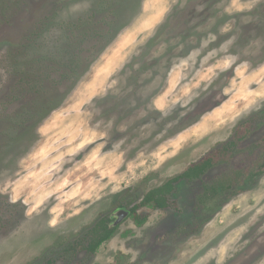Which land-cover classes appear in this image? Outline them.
<instances>
[{
    "label": "rangeland",
    "instance_id": "rangeland-1",
    "mask_svg": "<svg viewBox=\"0 0 264 264\" xmlns=\"http://www.w3.org/2000/svg\"><path fill=\"white\" fill-rule=\"evenodd\" d=\"M93 10L109 36L81 49L92 59V44H110L39 127L10 129L19 103L8 95L20 82L11 74L63 48L69 23ZM31 35L29 50L9 54ZM263 108L264 0H0V264H264V169L208 212L196 208L204 186L255 164L264 144L178 183L177 212L153 211L143 228L130 219L91 261L66 253L101 217L182 174ZM73 123L71 140L63 131ZM7 135L22 145L13 151Z\"/></svg>",
    "mask_w": 264,
    "mask_h": 264
},
{
    "label": "trees",
    "instance_id": "trees-1",
    "mask_svg": "<svg viewBox=\"0 0 264 264\" xmlns=\"http://www.w3.org/2000/svg\"><path fill=\"white\" fill-rule=\"evenodd\" d=\"M96 15V11L93 10L91 14H89V17H81L76 22H70L68 29L71 33L65 37V45L63 48L55 52L52 51L38 55L34 57L32 62L23 64L20 71L18 69L15 73L11 74V76L19 77L20 82L11 87L8 95L10 102L19 103V108L14 112V116L12 117L13 122L10 123V129L12 128L22 135L29 133L32 125L35 128L39 127L51 113L64 104L68 95L89 70L93 61H95L96 58L102 54L107 45L110 44L112 40H108L101 45L92 44V49L90 50H98V54L92 59H90L91 55L86 50L81 49V47L87 44L100 41L101 39L103 40L105 36H109V31L105 29H108V25L101 20L98 21ZM38 27V29H42V26ZM159 33L160 32L155 34L145 47H150L158 42L161 38ZM35 39L37 40L38 37L31 35V37L22 39V43H11L8 51L9 54L12 53V50L16 49L14 57L17 58L19 54L21 55L17 49L29 50L34 44ZM10 57L12 58L13 56ZM30 64H32V66H28ZM110 97L109 95L100 98L97 100V103H103ZM263 124L264 108L262 111L251 113V115L241 123V127L237 129L233 140L228 141L202 160L190 165L182 174L170 179L160 187L151 190L146 194L140 206L148 205L154 210L168 208L171 199L169 197H173L176 190L175 187L178 183L182 181L189 183L202 181L203 178L217 166L221 164H230L242 153V149H244V151L246 150V148L242 146L246 138L251 135L253 130H259L263 127ZM0 134H4L1 132V129ZM7 138L8 142L11 141L8 147H11L13 151L17 149L16 147H18V145H22L21 142H17L15 138H10L9 135H7ZM35 138L37 139L38 137L28 138V144L21 150V153L27 151L28 146L30 147L32 145L31 141ZM263 160L264 152L261 153V157L255 164H252V166H239L232 171V176H223L216 182L204 186L203 193L201 194L204 196L198 198V200L201 204L206 206L216 195H221L222 193L228 194L231 190H233V193H237L236 190L239 189V186L244 183L247 177L257 170L256 168ZM170 207L173 208L174 205L172 204ZM199 207L200 204L197 205V208ZM136 220L138 225H143L146 218L136 215ZM100 224L99 228L96 227L91 232L85 234L82 239L83 246L76 244L77 246L75 245L67 249L66 253H71L72 256H76L81 251L90 255L97 254L102 244L109 241L117 233V230H109L106 226L104 227L103 222ZM87 241H89V246L84 245V242ZM54 263L55 261L48 260L43 264Z\"/></svg>",
    "mask_w": 264,
    "mask_h": 264
},
{
    "label": "flooded vegetation",
    "instance_id": "flooded-vegetation-1",
    "mask_svg": "<svg viewBox=\"0 0 264 264\" xmlns=\"http://www.w3.org/2000/svg\"><path fill=\"white\" fill-rule=\"evenodd\" d=\"M264 125V124H263ZM264 129V126L263 127H261L259 130H253L252 131V133H251V135L249 136V137H247L246 138V141L242 144V146L243 147H245L246 148V150H249V152L250 151H256V149L257 148H262L263 146V144H264V135H263V137L260 139L259 138V140L258 141H256V143H254V144H252V138H254L253 136L256 134V132H258V131H262ZM231 140H233V137L231 138ZM254 140H256V138H254L253 139V141ZM235 160V159H234ZM233 160V161H234ZM236 161V160H235ZM234 164H235V162H234ZM264 169V160L260 163V165L256 168V169H258L257 171H255V172H253L249 177H251V176H255V174H258V172H259V169ZM249 177H247V179L246 180H248L249 179ZM245 180V181H246ZM244 181V182H245ZM244 184V183H243ZM238 190H240V188L238 189ZM150 192V191H149ZM149 192H147V193H149ZM231 192H233V190H231L229 193H231ZM228 193V194H229ZM146 196V194L145 195H143V197H142V199L140 200V201H138V202H132V201H128V202H124V203H122V204H120V205H118V207L114 210V211H112L111 213H109L108 215H105L104 217H101L95 224H93L92 226H91V228L90 229H88L87 230V232L85 233V234H87V233H89V232H91L92 230H94L96 227L97 228H99V226L101 225L100 223L101 222H103V224H104V227L106 226L109 230H120V228L122 227V225H124L127 221H129L130 219H132L133 220V223L138 227V228H143V227H145L146 226V224H147V222L149 221V217H150V214L154 211V212H157V211H159V212H164V211H167V210H176V212L178 211L177 210V208H175V207H170V205H174V203H173V197H169V198H171L170 199V201H169V206H168V208H165V209H159V210H154V209H152L151 207H149L148 205L147 206H140L141 205V203L143 202V199H144V197ZM174 196V195H173ZM204 195H198L197 196V200H198V198H200V197H203ZM223 196H225V195H216L210 202H208L207 204H206V206L204 205V204H201L200 203V201L199 202H197V204H200V207L199 208H197L198 210H197V215H200V213H201V211H207L208 212V210H209V207H208V205L210 204V203H215V202H221L220 201V199H222V197ZM138 206V207H137ZM140 206V207H139ZM197 206V205H196ZM124 212V213H126L127 215L122 219V217L123 216H119V212ZM146 211H148V212H146ZM136 215L138 216H140V217H142V218H146V221H145V223L143 224V225H138L137 224V220H136ZM119 219H122L121 220V222L120 223H118V224H116L117 223V221H119ZM117 234V233H116ZM116 235H114L110 240H112L114 237H115ZM88 238V237H87ZM109 240V241H110ZM108 242V241H107ZM106 242H104V244H105ZM81 245V246H83V243L82 242H77V241H75V243H73V245L72 246H75V245ZM104 244H102V245H104ZM84 245L85 246H89V241H87V242H84ZM83 252V251H82ZM84 253H86V252H84ZM86 258L85 259H87L88 261H91L95 256H96V254L95 255H90V254H88V253H86ZM72 258V260H78V259H80L79 257H78V255H76V256H71ZM59 258V257H58ZM86 260H84V262H85ZM87 261V262H88Z\"/></svg>",
    "mask_w": 264,
    "mask_h": 264
},
{
    "label": "bare ground",
    "instance_id": "bare-ground-1",
    "mask_svg": "<svg viewBox=\"0 0 264 264\" xmlns=\"http://www.w3.org/2000/svg\"><path fill=\"white\" fill-rule=\"evenodd\" d=\"M153 21H154V19H153ZM69 127H70V131H67V130L65 129L66 131H63V132L65 133V136H66V135H69L70 139L72 140L73 137L77 134L76 132H77V129H78V128H77V129L75 128V124H74V123L72 124V126H69ZM69 127H68V128H69ZM71 140H70V141H71Z\"/></svg>",
    "mask_w": 264,
    "mask_h": 264
},
{
    "label": "water",
    "instance_id": "water-1",
    "mask_svg": "<svg viewBox=\"0 0 264 264\" xmlns=\"http://www.w3.org/2000/svg\"><path fill=\"white\" fill-rule=\"evenodd\" d=\"M118 214H119V216H123L122 219L127 215V214L124 213L123 211H122V212H119ZM122 219H119V221H117L116 224L120 223Z\"/></svg>",
    "mask_w": 264,
    "mask_h": 264
}]
</instances>
